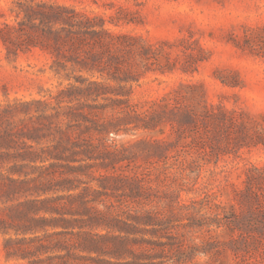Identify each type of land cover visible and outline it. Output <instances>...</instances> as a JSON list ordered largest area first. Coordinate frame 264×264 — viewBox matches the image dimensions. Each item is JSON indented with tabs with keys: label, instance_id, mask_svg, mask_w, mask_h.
<instances>
[{
	"label": "rangeland",
	"instance_id": "374dc122",
	"mask_svg": "<svg viewBox=\"0 0 264 264\" xmlns=\"http://www.w3.org/2000/svg\"><path fill=\"white\" fill-rule=\"evenodd\" d=\"M25 1L0 0V28L17 25L16 11ZM40 2L72 7L117 36L136 40H125L135 49L118 57L130 78L120 85L139 113L149 107L156 115L171 111L179 93L185 98L182 107L223 109L252 135L259 132L264 142V0L34 1ZM90 43L85 41L87 51H101ZM6 46L0 37V103L50 100L69 84L66 73H73L72 64L57 74L55 57L45 48L8 54ZM80 52L84 59L86 53ZM74 74L92 77L86 71ZM96 77L119 85L108 75ZM169 118L152 131L121 125L116 137L119 143L162 140L173 145L166 159L138 161L157 189L144 190L136 202H153L144 209L164 217L163 229L172 238L165 264H264V143L238 149L233 142L237 127L225 129L229 136L219 135L199 121L200 134H195L192 125L182 132ZM203 132L220 147L197 148ZM3 242L0 232V264H24L6 258Z\"/></svg>",
	"mask_w": 264,
	"mask_h": 264
},
{
	"label": "trees",
	"instance_id": "16d2710c",
	"mask_svg": "<svg viewBox=\"0 0 264 264\" xmlns=\"http://www.w3.org/2000/svg\"><path fill=\"white\" fill-rule=\"evenodd\" d=\"M34 1L21 3L17 25L0 28L8 54L41 46L55 57L57 74L66 72L69 64L73 73H66L69 84L50 100L0 103V232L5 256L24 264H165L172 238L163 229L164 217L144 209L153 202H136L146 195L144 190L157 189L138 161L159 162L174 148L162 140L119 143L121 125L152 131L170 114L168 121L182 132L192 125L200 134L199 121L219 135L223 131L229 136L225 129L237 127L233 142L238 149L264 143L262 136L252 135L223 109L182 107L185 98L179 93L171 111L156 115L149 107L139 113L120 85L130 78L118 57L123 50L135 49L125 40H136L117 36L72 7ZM87 39L93 42L89 47L101 51H87ZM80 49L84 59L79 58ZM78 71L92 77L75 75ZM96 73L119 85L98 79ZM202 134L197 148L220 147L208 132Z\"/></svg>",
	"mask_w": 264,
	"mask_h": 264
}]
</instances>
